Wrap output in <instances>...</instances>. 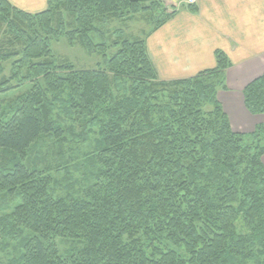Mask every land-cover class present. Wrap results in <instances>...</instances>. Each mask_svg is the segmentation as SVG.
<instances>
[{"label":"trees","instance_id":"1","mask_svg":"<svg viewBox=\"0 0 264 264\" xmlns=\"http://www.w3.org/2000/svg\"><path fill=\"white\" fill-rule=\"evenodd\" d=\"M159 7L158 0H47L45 10L29 13L0 0V74L11 62L10 75L0 78L7 156L0 193L21 198L0 221L7 237L24 242L19 264H264V126L232 130L217 97L226 55L216 50L214 68L164 81L143 38L115 30L108 43L97 27L154 17ZM172 14L156 17L155 26ZM61 37L101 54L103 67L58 62L51 42ZM24 83L31 90L3 113L1 95ZM242 95L249 113L264 114V73ZM58 106L80 117L73 121L81 131L52 118ZM94 127L97 182L82 198L52 197L49 175L20 160L41 135L61 144L66 136L86 139ZM24 228L31 235L23 237ZM58 236L80 247L62 255Z\"/></svg>","mask_w":264,"mask_h":264},{"label":"crops","instance_id":"2","mask_svg":"<svg viewBox=\"0 0 264 264\" xmlns=\"http://www.w3.org/2000/svg\"><path fill=\"white\" fill-rule=\"evenodd\" d=\"M7 1L29 13L47 7V0ZM180 1L172 16L153 25L143 38L158 78L184 79L212 69L214 53L220 50L229 65L217 97L232 130L249 134L264 126V114L249 113L242 95L245 86L264 73V0H195V11Z\"/></svg>","mask_w":264,"mask_h":264},{"label":"rangeland","instance_id":"3","mask_svg":"<svg viewBox=\"0 0 264 264\" xmlns=\"http://www.w3.org/2000/svg\"><path fill=\"white\" fill-rule=\"evenodd\" d=\"M156 1V0H155ZM160 7L157 9L156 16L151 17L147 14H139L128 18L127 20L111 19L105 23H98L97 27L104 29L107 35L108 43H112L115 36H112L115 30H120L124 36L131 38H145L147 30L155 26V20L162 18L172 13L174 4L179 0H158ZM180 3H186V0H181ZM156 17H158L156 19ZM93 40L98 43V39L93 36ZM51 50L53 57L58 62H69L75 69H97L102 65V56L99 53L88 54L82 46L75 42L69 43L65 37L57 40H52ZM113 52V48L109 47L106 51L107 56ZM11 62L4 63V72L2 76H9ZM11 85H16L13 81ZM32 88V84L24 83L8 90L1 95L3 113H10V108L14 104L17 97L28 93ZM112 91L115 96L121 94V91L112 86ZM209 110V108H205ZM52 118L57 120L61 125L73 124L76 131H81L79 123L74 119L80 118L76 115H68L58 106L52 113ZM64 122V124H62ZM86 139L74 140L66 136L61 144L58 140L51 138L48 135H41L28 149L26 158L20 160L28 168H36L43 175H49L51 182L48 185V192L54 198H82L86 190L97 182L98 170L100 164L91 161L92 155L95 154L96 142L98 139V127L90 129ZM252 142L250 139H248ZM260 144V141L254 143ZM254 145V147H255ZM6 154L0 149V164L7 160ZM264 164V156L262 157ZM21 202V198L16 194L10 195L3 191L0 193V219L6 215H10L15 207ZM239 225H241L239 223ZM0 221V264H19L24 251V242L21 237H7L2 231ZM23 237L31 235L28 229H23ZM56 246L62 255L65 252L75 247H80L79 242L66 237H54ZM81 245H83L81 243Z\"/></svg>","mask_w":264,"mask_h":264},{"label":"built area","instance_id":"4","mask_svg":"<svg viewBox=\"0 0 264 264\" xmlns=\"http://www.w3.org/2000/svg\"><path fill=\"white\" fill-rule=\"evenodd\" d=\"M188 3H194L195 0H186Z\"/></svg>","mask_w":264,"mask_h":264}]
</instances>
